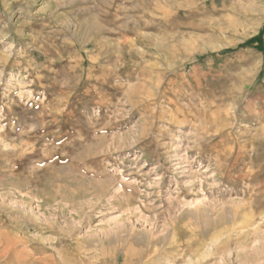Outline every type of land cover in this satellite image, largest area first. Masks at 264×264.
<instances>
[{"label": "rangeland", "instance_id": "1", "mask_svg": "<svg viewBox=\"0 0 264 264\" xmlns=\"http://www.w3.org/2000/svg\"><path fill=\"white\" fill-rule=\"evenodd\" d=\"M263 219L264 0H0V264H264Z\"/></svg>", "mask_w": 264, "mask_h": 264}, {"label": "bare ground", "instance_id": "2", "mask_svg": "<svg viewBox=\"0 0 264 264\" xmlns=\"http://www.w3.org/2000/svg\"><path fill=\"white\" fill-rule=\"evenodd\" d=\"M135 23V22H134ZM183 24V23H182ZM87 25V24H86ZM139 28V27H138ZM167 28V27H166ZM96 31V30H95ZM98 36V35H97ZM107 36V35H106ZM117 44V43H116ZM148 50H149V48H148ZM165 51V50H164ZM113 52V51H112ZM154 52V51H153ZM155 53H157V52H155ZM186 54V53H185ZM179 56V55H178ZM198 56V55H197ZM177 60V59H176ZM262 68V67H261ZM182 79H183V77H182ZM148 83V82H147ZM180 86V85H179ZM252 86V85H251ZM149 89V88H148ZM203 92V91H202ZM230 92V91H229ZM255 92V91H254ZM198 95V94H197ZM259 105V104H258ZM261 106V105H260ZM257 107H259V106H257ZM256 107V108H257ZM260 109V108H259ZM204 112V111H203ZM260 114H262V113H260ZM258 116H259V114H257ZM257 117V116H256ZM260 117V116H259ZM239 118V117H238ZM261 118V117H260ZM263 118V117H262ZM219 130H220V128H219ZM224 130V129H223ZM228 155V154H227ZM231 155V154H230ZM219 166V165H218ZM228 166V167H227ZM224 168V169H223ZM219 169H223L222 171L226 174V175H229V173L231 172V171H233L235 168H233V167H231V165H226L225 167L223 166V165H221V167L219 168ZM221 170H219V171H221ZM220 173H222V172H220ZM245 173H247V172H245ZM244 174V173H243ZM224 177V176H223ZM252 177V176H251ZM222 180V182L224 181V178L223 179H221ZM229 182H230V180H229ZM230 183H232V182H230ZM251 183V182H250ZM162 184V183H161ZM233 184V183H232ZM234 184H236V183H234ZM252 186V185H251ZM127 194V193H126ZM126 194H125V198L126 197H128V196H126ZM119 195V194H118ZM132 195V194H131ZM134 198V197H133ZM256 198H257V196H256ZM137 200V199H136ZM127 201L128 202H131L132 200H131V198L130 197H128L127 198ZM253 202H256V203H254L253 205H257V208H261V207H259V206H261L260 205V202H258V199H257V201L254 199V201ZM117 204V203H116ZM251 204V203H250ZM144 205V204H143ZM242 205V204H241ZM248 206H249V204H247ZM247 205H243L241 208H240V210L242 209L243 211H244V214H243V216H242V220H241V217H240V219L239 220H241V221H239V220H237V217L236 218H234V217H232V218H234V225H236L237 227H242V228H246V225H248L249 224V222L251 221V218H252V215H251V212L247 209ZM148 208V207H147ZM256 208V207H255ZM255 208H254V210H255ZM129 209H130V207H129ZM137 210V209H136ZM252 210H253V208H252ZM139 211V210H138ZM133 212V211H132ZM197 212V211H196ZM256 212V211H255ZM130 213V212H129ZM123 214V213H122ZM144 214V213H143ZM262 214H263V210H262ZM141 216V215H140ZM234 216V215H233ZM254 216V215H253ZM157 219V218H156ZM144 220V219H143ZM190 220V219H189ZM264 220V219H263ZM223 221H224V223L226 222V220H222V223H223ZM195 222V221H194ZM208 222V221H207ZM136 223V222H135ZM204 223H205V221H204ZM222 223H220V221H215V220H212V221H209L208 222V224H209V228L208 229H204L203 230V232H202V234H204L205 236H207V235H210L212 238H217V236H215V233H216V231H218V229L219 228H221L223 225H222ZM126 224V223H125ZM262 224V223H261ZM264 224V223H263ZM130 225V224H129ZM187 225H188V223H187ZM190 225V224H189ZM197 225V224H196ZM194 226V225H193ZM198 226V225H197ZM203 226V225H202ZM252 226V225H251ZM206 227V226H205ZM194 228V227H193ZM200 228H201V226H200ZM168 229V228H167ZM117 230H119V229H117ZM175 232H176V230H175V228H173V233H172V237L174 238L175 237ZM247 233V232H246ZM6 234V233H5ZM226 234H227V232H226ZM165 235V234H164ZM201 236V235H200ZM1 237V236H0ZM5 237V236H4ZM171 237V238H172ZM7 238V237H6ZM10 238V237H9ZM170 238V239H171ZM172 238V239H173ZM176 238V237H175ZM211 238V239H212ZM228 238V237H227ZM177 239V238H176ZM225 239V238H224ZM231 239V238H230ZM174 240V239H173ZM213 240V239H212ZM228 240H229V238H228ZM27 241V240H26ZM210 241V240H209ZM169 242H170V240H169ZM216 242V241H215ZM223 243V242H222ZM227 243V242H226ZM226 243H225V245H226ZM174 244V243H173ZM13 245V244H12ZM215 245V244H214ZM219 246H221V245H219ZM14 247V246H13ZM8 248L9 247H7V248H5L4 250H2L1 249V251L2 252H4L3 254H2V252L0 253V258H2V257H5V255L6 254H8V252H9V250H8ZM162 248V247H161ZM154 252H157V250H155ZM153 252V253H154ZM153 253L151 254V255H149L148 256V259L150 258V257H152L153 256ZM127 254V253H126ZM164 257V256H163ZM26 258V257H25ZM196 262V261H195Z\"/></svg>", "mask_w": 264, "mask_h": 264}]
</instances>
